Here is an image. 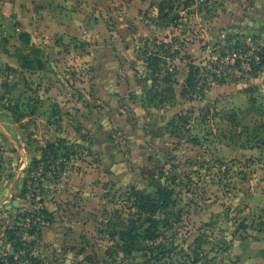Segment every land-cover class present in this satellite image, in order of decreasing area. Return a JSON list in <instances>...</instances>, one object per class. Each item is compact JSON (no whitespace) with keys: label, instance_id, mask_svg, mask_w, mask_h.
<instances>
[{"label":"rangeland","instance_id":"rangeland-1","mask_svg":"<svg viewBox=\"0 0 264 264\" xmlns=\"http://www.w3.org/2000/svg\"><path fill=\"white\" fill-rule=\"evenodd\" d=\"M263 46L264 0H0V264H144L106 225L161 188L149 264H264Z\"/></svg>","mask_w":264,"mask_h":264},{"label":"trees","instance_id":"trees-1","mask_svg":"<svg viewBox=\"0 0 264 264\" xmlns=\"http://www.w3.org/2000/svg\"><path fill=\"white\" fill-rule=\"evenodd\" d=\"M19 38L20 41L29 44V35L27 33H21ZM259 51L261 54L260 57L264 62V46L261 47ZM149 60H151V62L147 64L148 67L157 65L162 61V59L156 55L149 57L148 61ZM197 73L198 70L192 66L188 72L185 84H190L191 86L194 80L193 76H196ZM7 110L11 113L15 121L19 122L23 118V115L18 111L16 106L8 107ZM60 150H65L61 142L49 145L47 149H45L43 159L34 163V171L41 170L43 176L46 175L47 172H51L55 178L58 171L55 169L57 165L55 164L54 166L55 162L53 163V160H57L58 157H61L59 154ZM172 195L173 191L171 189L161 188L157 191L155 200L150 202L145 200L141 195L133 193L131 197L133 198V203H131L130 207L127 209L129 212L127 218H125L118 209L113 212L115 223L110 220L107 222L106 232L111 246L106 249L105 256H107L110 261H114V257L119 255L123 256V258H130L135 253L139 252L140 241H144L147 244L145 248V257H147V255L150 256L144 261V264H149L151 258L158 260L159 257H165L174 252L175 247H173V242L170 243V249H165V246L160 242V240L166 239L165 235L160 231L161 226L167 227L169 223L168 217L177 215L175 211L170 210L174 204ZM88 260H90V258H88Z\"/></svg>","mask_w":264,"mask_h":264},{"label":"water","instance_id":"water-1","mask_svg":"<svg viewBox=\"0 0 264 264\" xmlns=\"http://www.w3.org/2000/svg\"><path fill=\"white\" fill-rule=\"evenodd\" d=\"M16 204H17V203H16V202H14V203H13V206L15 207V206H16Z\"/></svg>","mask_w":264,"mask_h":264}]
</instances>
